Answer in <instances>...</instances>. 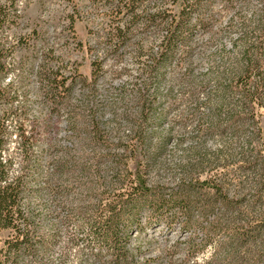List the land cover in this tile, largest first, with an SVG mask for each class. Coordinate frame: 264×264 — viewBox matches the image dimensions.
I'll return each mask as SVG.
<instances>
[{
    "label": "rangeland",
    "instance_id": "obj_1",
    "mask_svg": "<svg viewBox=\"0 0 264 264\" xmlns=\"http://www.w3.org/2000/svg\"><path fill=\"white\" fill-rule=\"evenodd\" d=\"M124 1L128 0H18L16 11L11 13L12 21L4 32L13 45L14 65L5 82L10 81L17 90L14 105L19 108L18 115L1 118L10 132L4 155H15L11 171L18 172L15 150L19 147V138L15 128L19 127L26 146L31 147L32 156L41 167L40 175L29 183L40 192H31L29 196L37 235L47 238L53 228L60 232L50 255L41 264H57L67 237L74 234L76 244L69 249L64 264H74L78 250L90 253L102 248L94 241L88 244L90 227L85 219H94L95 213L82 217L75 208L79 205L92 208L96 199H101L102 204L109 203L114 199L113 194L128 188L114 186L112 192L106 193L100 177L81 178L76 172L71 176L63 175L57 178L55 185L66 190L70 204L65 205V198H53L44 185L53 161L60 159L66 149L76 157H90L89 162L94 163L105 149L121 153L122 147H135L130 134L132 126L127 120L122 121L123 103L135 100L130 92L133 84L152 90L153 81L142 69L152 52L161 51L170 17L179 6L181 8L182 1L175 4L172 0H134V13L138 18L132 25ZM259 8L258 0H231L230 3L211 0L206 10L191 9L189 39L177 44L162 68L157 84L158 112L163 117L159 131L168 138L155 166L146 169V159L139 157L140 169L144 171L147 185H158L165 199L182 179L208 180L209 183L192 198L193 206L189 211L180 206L177 199L163 207L154 200L146 204L138 220L129 225L127 244L135 251L136 264H226L217 250V242L227 241L231 229L264 223V206L254 211L250 208L249 201L254 195L252 175L240 168L245 162L236 153L239 147H258L264 157V107L249 106L238 118H227L223 114L218 117L210 111V107L214 109L221 103L220 93H216L217 81L237 69L235 62L242 50L243 25L250 40L256 35L251 20ZM146 12L159 13L161 18L155 25H145L142 15ZM198 19H203L205 24H197ZM128 25L129 34L124 42L118 41L120 54L116 56L111 52V44H107L108 34L115 27L125 29ZM100 43L102 71L94 74L90 55L99 52L101 48L97 49L96 45ZM46 67L56 70L57 80L65 79L64 87L73 82L67 77L70 71L79 76L72 95L59 89L61 92L55 99L59 104L45 99L43 74ZM79 81L84 83V90ZM122 86L127 90L123 94ZM82 91L84 97L93 102L101 124L113 129L119 122V131L102 134L101 129L98 135H93L87 110L71 117L67 105L82 96ZM127 113L130 120L136 115L132 110ZM158 137L161 139L160 135L152 138L149 147H159ZM250 138L252 141L248 144ZM129 169H133L130 157L122 173ZM31 172L34 174L35 170ZM100 172L99 175L102 162ZM212 185L221 187L230 199H244L232 207H227L223 200L213 202ZM261 199L264 200V191ZM219 221V231H207L208 225ZM8 235V230H0V249ZM101 256L103 260L110 258L105 250Z\"/></svg>",
    "mask_w": 264,
    "mask_h": 264
},
{
    "label": "trees",
    "instance_id": "obj_2",
    "mask_svg": "<svg viewBox=\"0 0 264 264\" xmlns=\"http://www.w3.org/2000/svg\"><path fill=\"white\" fill-rule=\"evenodd\" d=\"M18 0H0V230H8V237L3 240V247L0 249V264H41L43 259H47L50 255V249L56 244L60 236L58 229L53 228L51 234L47 238L37 235L38 227L34 222V215L30 208L29 196L31 192L40 193L38 187L33 189L30 186L31 180L34 181L41 173L39 161L32 156L31 147H27L26 138L19 127L15 128V133L19 138L15 153L18 158V172L12 173L11 169L14 164L15 155H4L7 139L10 132L8 127L1 122V118L18 115V105H14L17 90L12 88L10 81L5 82L9 71L13 68V45L8 40L5 32L8 23L12 21L11 13L16 11V3ZM182 1L176 10V14H172L167 26L166 34L162 41V49L158 52H152L149 61L142 69L146 72L149 80L153 81L152 90L146 86L143 88L136 84L130 89L133 92L135 100L123 103L124 112L122 121H128L132 126L131 139L132 146L122 147L121 153L105 149L102 151V157H99L94 163H90V157H81L70 154V150L66 152L60 159L53 161L51 171L45 175L44 185L51 192L53 198H65V205H69L67 200L68 194L63 188L56 187V180L61 179L63 175L71 176L76 174L81 178L88 176H97L101 178L102 185L107 188L106 193L112 192L114 186L117 189L125 187L124 191H119L114 196V199L109 203L102 204L101 199H96L95 206L79 205L75 208L82 217L90 216L89 213L94 212L92 217L87 220L89 225V243L92 241L102 245V248L96 252L87 250H78L74 264H136L135 251L127 244V239L130 235L129 225L138 220V216L144 209L147 203L157 201L161 207L165 206L168 201L173 202L179 200L180 206L185 210H190L193 206L192 198L198 192H202L203 188L208 185V180L193 181L182 179L171 193L165 199L158 185L148 186L144 171L140 169L139 157L146 159V169L158 160L160 154L165 151L167 136L160 133L161 120L163 117L159 114L158 107V85L162 77V68L169 58L172 57L177 44L187 41L190 35V12L194 8H202L206 10L211 0H172V3ZM249 2L251 0H244ZM260 8L252 15L251 22L253 30L256 32L253 40H250L249 32L243 25V34L241 37V48L238 52V59L235 62V69L229 75L219 78L217 81L216 93H220L221 103L216 108H211V113H216L219 117L224 115L227 118H238V114L248 110L249 106L257 104L264 107V0H258ZM230 3L231 0H226ZM134 0L124 1L129 11V24L132 25L137 21V16L134 13ZM118 12L115 11V15ZM143 19L145 25L152 24L158 18H161L159 13H145ZM199 25H204L203 19H198ZM130 26L125 29L114 28L107 37V44H111V52L118 56V41L124 42L129 34ZM141 47L138 46V51ZM58 73L51 67H46L43 78L45 80L44 96L46 101H51L53 104L60 103L55 99L62 88L68 95L73 94L74 82L71 86L64 87L65 79L57 80ZM97 77V76H96ZM99 77H97L98 79ZM97 80L95 79V82ZM80 82L81 90L85 89L84 83ZM122 91H127L125 86L120 87ZM96 95V94H95ZM61 98V97H60ZM103 107V104H102ZM69 108V109H68ZM71 117L79 111L88 112L89 124L93 135L99 134L102 129V134L107 131H119V122L117 125L109 128V125H104L99 121L100 115L93 110V102L88 101V98L82 96L75 98L73 104L67 105ZM52 110V109H51ZM129 110H132L136 115L129 118ZM215 114V116H216ZM103 119V118H102ZM115 119V118H114ZM253 121V116L251 115ZM126 121V122H127ZM102 125V126H101ZM259 132V131H258ZM257 132V133H258ZM159 138V147H149L153 142L152 138ZM103 137V136H102ZM249 143L252 139L250 138ZM84 150V148L82 149ZM238 155L244 160L245 165L241 166L242 170H248L252 175L251 183L254 188V195L249 201L250 208L254 211L257 207L264 206V200L261 199V194L264 191V157L262 150L258 147H239ZM133 158V169L125 170L122 173L127 158ZM80 162H78V161ZM78 162V163H77ZM102 162V174L99 175L100 165ZM30 170H35L34 174ZM185 172V168L182 169ZM100 177V178H99ZM92 181V180H91ZM96 182L92 183L94 185ZM214 188L213 202L223 200L227 207L236 206L244 197H232L222 190L217 185H212ZM160 190V191H159ZM90 191V190H89ZM179 198V199H178ZM185 201V204H184ZM84 200L80 202L83 204ZM224 217V216H222ZM239 217H234L237 219ZM98 222V223H97ZM208 225V232L215 233L220 229V223ZM101 223V224H100ZM98 224V226H96ZM219 227V228H218ZM205 228V229H206ZM76 235L68 236L63 250L61 251L57 264H64L67 260L69 249L76 244ZM103 241V244H102ZM102 249V250H101ZM103 250L110 254V258L103 260L101 254ZM217 250L223 256L226 264H264V223L255 227L234 228L228 233L227 241L217 242Z\"/></svg>",
    "mask_w": 264,
    "mask_h": 264
},
{
    "label": "built area",
    "instance_id": "obj_3",
    "mask_svg": "<svg viewBox=\"0 0 264 264\" xmlns=\"http://www.w3.org/2000/svg\"><path fill=\"white\" fill-rule=\"evenodd\" d=\"M102 43L96 45V48H101L98 53H94L93 55H90V66L93 69L94 68V74H100V71H102ZM99 46V47H98ZM101 51V52H100ZM67 77L70 80H73L75 87L77 86V77H79L75 71H70L67 75ZM102 81V79H101Z\"/></svg>",
    "mask_w": 264,
    "mask_h": 264
}]
</instances>
